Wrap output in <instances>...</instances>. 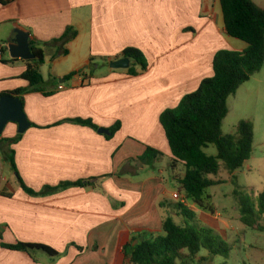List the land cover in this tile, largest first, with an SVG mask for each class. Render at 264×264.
Here are the masks:
<instances>
[{"label":"crops","instance_id":"crops-1","mask_svg":"<svg viewBox=\"0 0 264 264\" xmlns=\"http://www.w3.org/2000/svg\"><path fill=\"white\" fill-rule=\"evenodd\" d=\"M69 26L76 36L66 44V55L54 57L59 45L51 41ZM17 29L44 49V83L41 91L23 94L31 125L10 143L17 173L35 194L20 186L0 152V243L44 244L58 255L0 246V264H128L124 246L143 231H159L171 214L160 204L181 200L178 191L183 193L184 169L171 168L161 113L213 75L218 50L242 51L246 44L227 35L219 0L0 4V43L8 46ZM127 47L143 52L145 70L131 75L129 66H109ZM47 65L59 81L44 78ZM26 66L27 60L2 48L0 94L28 86L21 77ZM75 119L107 131L120 126L107 137ZM16 134L17 124L9 122L0 138ZM148 147L161 154L141 164L136 159ZM77 181L89 184L53 189Z\"/></svg>","mask_w":264,"mask_h":264},{"label":"trees","instance_id":"trees-1","mask_svg":"<svg viewBox=\"0 0 264 264\" xmlns=\"http://www.w3.org/2000/svg\"><path fill=\"white\" fill-rule=\"evenodd\" d=\"M10 1L12 0H0V4ZM219 1L227 35L243 41L246 47L242 51L218 50L213 58V75L201 80L198 87L184 95L176 107L161 113L159 121L170 147L171 168L181 164L184 169V175L180 179L184 198L162 201L160 205L169 209L171 214L163 219L159 231H143L133 236L124 246L123 251L128 264H191L190 262L194 261L201 250L211 256H228L230 248L227 242L216 235L212 228L203 225L195 211L189 208L185 201L190 200L199 208L210 210L203 204L206 189L223 183L222 180L211 176H216L221 167L233 174L251 155L253 146L251 121L238 122L235 134L224 135L221 127L228 114V97L235 94L237 89L264 64V9L251 0ZM75 36L76 31L69 26L59 38L53 39L51 43L59 45L54 57L66 55L68 52L66 44ZM37 45L32 41L29 43L34 58L27 60L26 69L21 75L28 82V86L10 92L20 98L22 105L23 94L41 91L44 83L40 66L44 63L45 53L44 49ZM119 57L131 61L127 69L131 75L137 74L138 69L143 71L147 67L143 52L135 47L125 48ZM70 75L65 76L64 79ZM2 95L5 94H0V97ZM72 121L98 129L90 120ZM119 126V123H116L108 128L107 137H111ZM21 134L18 133L13 138H0V152L9 168L17 174L20 186L26 192L35 194L19 177L14 151L10 148V143L16 142ZM211 145L215 147L216 153L209 155L205 149ZM160 154L157 149L148 147L136 160L141 164L150 165ZM88 184L89 181L67 182L53 189L71 185L84 187ZM238 200L242 223L253 229L258 228L253 207L244 198L239 197ZM256 209L258 214H264V189L258 194ZM0 246L29 254L34 250H41L50 256L58 255L56 250L44 244L1 242Z\"/></svg>","mask_w":264,"mask_h":264},{"label":"rangeland","instance_id":"rangeland-1","mask_svg":"<svg viewBox=\"0 0 264 264\" xmlns=\"http://www.w3.org/2000/svg\"><path fill=\"white\" fill-rule=\"evenodd\" d=\"M257 6L264 9V0L258 2ZM237 41L244 43L238 39ZM43 71L45 79L59 81L50 73L48 65ZM227 106L228 114L222 122L221 131L224 135L235 134L238 122L251 121L253 124L251 155L233 174L221 167L216 176H211L222 180L223 183L206 189L203 204L210 210L201 209L190 200H186V203L197 212V218L203 225L211 227L216 235L227 242L230 250L227 257L211 256L201 250L190 263L264 264V214H258L256 209L258 194L264 189V64L237 89L235 94L228 97ZM205 152L212 155L216 153V149L211 145ZM8 173L9 170H6L5 174ZM178 193V199L184 198L180 190ZM239 197L244 198L253 207L258 228L253 229L242 223Z\"/></svg>","mask_w":264,"mask_h":264},{"label":"water","instance_id":"water-1","mask_svg":"<svg viewBox=\"0 0 264 264\" xmlns=\"http://www.w3.org/2000/svg\"><path fill=\"white\" fill-rule=\"evenodd\" d=\"M7 50L11 57H20L24 60L34 58L29 46V33L20 29L16 30V36L8 44ZM130 60L128 58H119L111 61L109 66L113 69L127 68ZM17 124V133H23L30 123L23 111V105L18 96L7 93L0 97V136L7 123ZM100 133H107L106 129H98Z\"/></svg>","mask_w":264,"mask_h":264},{"label":"built area","instance_id":"built-area-1","mask_svg":"<svg viewBox=\"0 0 264 264\" xmlns=\"http://www.w3.org/2000/svg\"><path fill=\"white\" fill-rule=\"evenodd\" d=\"M4 46L7 47V44L4 45V44L0 43V57H1L2 48H3ZM59 88H62V86H59Z\"/></svg>","mask_w":264,"mask_h":264}]
</instances>
